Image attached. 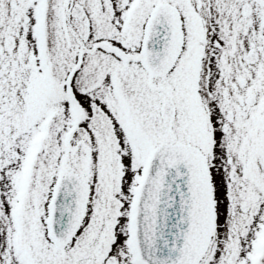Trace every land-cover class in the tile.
I'll list each match as a JSON object with an SVG mask.
<instances>
[{
	"label": "snow or ice",
	"instance_id": "obj_1",
	"mask_svg": "<svg viewBox=\"0 0 264 264\" xmlns=\"http://www.w3.org/2000/svg\"><path fill=\"white\" fill-rule=\"evenodd\" d=\"M0 264H264V0H0Z\"/></svg>",
	"mask_w": 264,
	"mask_h": 264
}]
</instances>
